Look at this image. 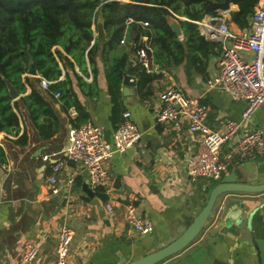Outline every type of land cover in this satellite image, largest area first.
Masks as SVG:
<instances>
[{"label":"crops","instance_id":"crops-1","mask_svg":"<svg viewBox=\"0 0 264 264\" xmlns=\"http://www.w3.org/2000/svg\"><path fill=\"white\" fill-rule=\"evenodd\" d=\"M231 3V9L208 13L202 20L195 21L208 41L212 40L208 30L218 25L212 24L211 19L222 12L233 31L249 30L250 25L240 27L231 20V11L238 9L237 4ZM176 16L189 20L184 15ZM99 18L92 24V43L100 37L97 35ZM130 29L136 30L134 27ZM179 37L185 46L183 61L165 68L153 63L150 79L143 84L142 91L139 90V77L135 85L129 87L127 94L122 84L121 110L117 119L113 115L114 101L109 91L105 64V56L111 53V48H104L108 51L103 52L104 42L100 43L96 55L99 93L90 96L83 93L74 73V70L77 71L87 82L93 80L94 73L88 57L89 75H85L61 45L53 46L55 53L59 49L74 62V70L65 67L56 54L62 67L58 81L64 80L67 75L71 78L78 99L88 111V118L84 122L100 125L110 142L114 130L124 119V112L130 111L132 120L142 132L140 144L125 152H116L108 161L112 187L105 200L91 186L84 165L72 160H65L56 183L59 191H52L49 182L51 162L63 158L62 149L67 143L68 129L74 124L78 111L73 105L67 110L63 109L60 97L49 91V86L43 87V76L38 70L35 75L27 69L22 75L24 81L27 77L32 80V85L26 83L25 94L36 87L52 100L59 117V130L48 139L41 137L27 111L22 108L19 133L0 132V145L7 155V161L0 166L3 183L0 264L13 263L20 257L26 244L33 241L40 244V253L37 260L29 264H53L58 232L65 222L75 233L70 254L72 264H125L180 235L205 206L211 189L225 176L233 174L237 181L249 184L264 183V155L234 158L220 180L206 177L196 181L190 179L186 158L197 151L200 139L189 130L186 118H181L179 137L170 126L157 122L161 92L169 86H180L187 95L199 98L209 108L208 125L215 129L220 128L228 118L241 120L247 101L235 100L220 88H207V80L219 70L220 42L216 41L220 46L215 45L213 49H208L207 54H203L185 42L184 32ZM140 38L143 40V36ZM120 48L118 43L112 50L118 52ZM243 54L246 58L252 57V52ZM54 82L51 80L50 84ZM243 125L248 128L264 126V104ZM24 132L27 133V143L15 142ZM228 144L224 145L222 155L227 152ZM44 154H52L49 161L44 160ZM118 175L121 176L120 188L114 186ZM214 181L218 182L213 185ZM84 183L94 191L93 196L83 189ZM107 202L113 205L112 210L106 207ZM126 202H134L140 213L153 220L155 228L151 233L142 235L125 220ZM158 264H264V191L221 194L199 235L183 250Z\"/></svg>","mask_w":264,"mask_h":264},{"label":"trees","instance_id":"trees-1","mask_svg":"<svg viewBox=\"0 0 264 264\" xmlns=\"http://www.w3.org/2000/svg\"><path fill=\"white\" fill-rule=\"evenodd\" d=\"M210 1L133 0L123 3L118 0H0V132L13 135L19 133V113H23L22 108L27 111L41 137L48 139L59 130V117L52 100L36 87L25 94L26 83L32 85V80L27 77L24 81L22 75L32 61L39 74L55 81L49 85L48 90L54 94L60 92L63 109L67 110L72 105L76 107L78 115L73 120V125L84 122L88 118V111L78 99L71 78L67 75L64 80L58 81L62 74L59 59L65 67L74 70V62L68 55L72 56L80 70L89 75L86 61L88 57L94 73L93 80L87 82L77 71L74 70V73L83 93L97 96L99 84L96 78V55L102 41L103 52L108 51L104 48H111V53H105L106 75L114 101L113 115L116 119L119 118L124 71L140 78V91L151 75L146 68L132 65L129 59L133 49L120 44L126 28L125 18H135V22L129 26L127 41H143L140 37L148 36L153 47L154 63L165 68L172 63L179 64L185 57L184 43L170 26V17L176 18L179 14L188 17L189 20L177 19L183 28L185 42L191 48L207 54L208 49L220 46L214 40L208 41L195 22L202 20L208 13H216L214 9L208 8ZM231 1L238 5L237 10L231 11V20L240 27H248L259 0ZM98 17L103 18L107 34L106 37H97L92 43V24ZM139 20H148L150 25L144 26ZM132 27L136 30L132 31ZM118 43L121 48L115 52L112 49ZM58 44L68 55L59 49L56 53L53 51V46ZM4 78L15 85L19 94H23L19 99L10 95ZM27 140V133L24 132L15 142L26 144ZM6 161L5 148L0 145V166ZM96 193L103 200L108 198V193L103 189Z\"/></svg>","mask_w":264,"mask_h":264},{"label":"built area","instance_id":"built-area-1","mask_svg":"<svg viewBox=\"0 0 264 264\" xmlns=\"http://www.w3.org/2000/svg\"><path fill=\"white\" fill-rule=\"evenodd\" d=\"M218 25L208 30L209 37L222 44L218 72L207 80V88H220L235 100H246L247 106L242 112V119L228 118L220 128H212L207 123L209 108L199 98L187 95L180 86H169L160 94V106L156 112L157 122L170 126L176 131L177 137L182 129L181 118H186L189 130L199 136L200 143L196 152L186 158L189 177L196 181L201 177L220 180L234 158H256L264 155V126L248 128L243 122L249 120L253 113L264 104V0H259L251 16L248 31H233L222 12ZM144 26L150 25L148 20H139ZM135 22L133 16L125 18V32L120 43L133 49L130 63L140 65L149 72L153 70V47L148 36L143 41L128 39V28ZM128 42V43H127ZM243 52H252L246 58ZM44 88L51 80L41 79ZM60 97V92H56ZM142 132L131 118V112H124L123 121L116 127L112 141L105 137L103 128L93 122L71 125L67 133V143L62 149V157L51 162L52 172L49 176L52 191L57 193L59 187L58 174L66 163L65 160L80 162L88 171L91 186L106 193L112 187V177L108 161L116 152H125L140 144ZM229 143L227 152L223 147ZM58 154L54 152L53 154ZM59 155V154H58ZM52 154H44L49 161ZM3 199V183L0 179V200ZM109 210L113 209L110 202L106 203ZM125 220L140 234L151 233L153 220L140 213L134 202H126ZM73 228L66 222L60 226L55 246L56 259L53 264H72L71 245L74 238ZM40 244L28 242L20 257L11 264H29L37 260Z\"/></svg>","mask_w":264,"mask_h":264},{"label":"water","instance_id":"water-1","mask_svg":"<svg viewBox=\"0 0 264 264\" xmlns=\"http://www.w3.org/2000/svg\"><path fill=\"white\" fill-rule=\"evenodd\" d=\"M231 0H211L208 5L209 9H214L216 12L220 10H229L232 7ZM219 18L213 17L211 19L212 24L218 23ZM169 24L177 35H182L183 29L180 21L177 18H170ZM97 35L105 36L104 20L102 17L97 22ZM28 72L31 74H37L35 62H30L28 66ZM10 95L15 99L19 96V92L15 85L8 79L4 78ZM137 76H134L127 71L123 73L122 84L124 85V92L129 93V87L135 85ZM235 174V173H234ZM121 176L118 175L115 179L114 186L120 188ZM83 189L90 195H94V191L89 187L87 183H84ZM245 191V192H262L264 191V183L261 184H249L245 182L237 181L236 177L225 176L222 178L210 191L208 200L205 206L200 210L191 224L177 237L169 239L164 244L157 248L151 249L142 256L132 259L125 264H158L167 258L177 254L185 247H187L201 232L203 227L207 224L209 217L212 215L214 206L218 200V197L227 192Z\"/></svg>","mask_w":264,"mask_h":264},{"label":"rangeland","instance_id":"rangeland-1","mask_svg":"<svg viewBox=\"0 0 264 264\" xmlns=\"http://www.w3.org/2000/svg\"><path fill=\"white\" fill-rule=\"evenodd\" d=\"M216 182H218V181H214V183H216Z\"/></svg>","mask_w":264,"mask_h":264}]
</instances>
